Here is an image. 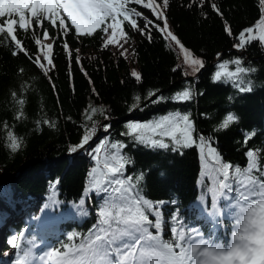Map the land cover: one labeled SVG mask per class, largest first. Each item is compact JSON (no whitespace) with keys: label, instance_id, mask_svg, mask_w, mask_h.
<instances>
[{"label":"trees","instance_id":"obj_1","mask_svg":"<svg viewBox=\"0 0 264 264\" xmlns=\"http://www.w3.org/2000/svg\"><path fill=\"white\" fill-rule=\"evenodd\" d=\"M155 4L167 29L151 9L129 0L126 7L140 13L133 18L143 31L129 28L125 21L129 39L120 40L123 48L105 47L106 34L100 30L92 36L76 34L66 15V35L58 22L54 28L45 20L49 33L45 39L44 29L26 13L32 21L28 30L16 29L22 48L7 36L0 40V264H21L29 249L39 255L51 246L63 251V244L74 246L88 235L105 195L93 188L90 173L95 168L94 175L103 181L104 158L117 142L122 147L116 151L130 161L124 177L142 175L141 195L161 210L164 240L171 239V227L182 225L198 229L204 237L214 234L226 244L230 241L234 221L227 215H208L217 189L208 146L233 166L247 164L249 149L257 150L264 163V42L235 47L240 32L264 15V4L261 0H168L167 7L163 0H155ZM168 31L204 62L199 71L184 63L183 52L166 36ZM49 43L51 64L44 59L46 47H41ZM124 49L127 52L121 55ZM237 59L240 65L231 63ZM224 62H229L224 72L237 67L255 71L243 82L227 76L214 80ZM133 70L140 74L139 81L131 75ZM248 80L252 90L241 92L237 84L247 86ZM184 89L191 91V99H173ZM170 113L189 116L194 143L177 146L163 138L168 148L153 147L135 140L127 127ZM229 113L238 120L218 130ZM93 129L88 143L77 147ZM10 132L21 142L18 150L9 146ZM201 136L208 146L202 147ZM74 147L77 150L71 151ZM217 200L222 210L219 194ZM14 237L19 247H13ZM43 264H49L47 258Z\"/></svg>","mask_w":264,"mask_h":264},{"label":"snow or ice","instance_id":"obj_2","mask_svg":"<svg viewBox=\"0 0 264 264\" xmlns=\"http://www.w3.org/2000/svg\"><path fill=\"white\" fill-rule=\"evenodd\" d=\"M128 2L129 0H0V40L7 36L15 45L22 48L16 29L18 27L21 30H28L32 23L28 16L35 19L36 26L44 29L42 34L45 39L49 38L44 25L45 20L54 28L58 22L60 30L66 35L69 31L65 21L66 15L76 34L92 36L100 30L106 34L103 42L105 47L116 45L123 48L120 40L123 39L124 43H127L129 39L124 30L125 21L128 22L129 28L143 31L138 26L137 20L133 18L140 13L136 12L135 8H127ZM134 2L151 9L158 19L164 20L165 29H167V20L159 10V6L155 4V0H147V3H144V0H134ZM163 2L167 7L168 0ZM261 3L264 4V0H261ZM211 6L216 9L215 4ZM109 19L111 23H106ZM109 30H111L110 34ZM257 31L258 35H254ZM229 34H231L230 30ZM166 36L180 46L184 63L190 65L193 72L203 67L204 62L195 58L175 35L168 31ZM238 40L239 42L235 45L238 48H243L253 41L264 42V15H261L254 26L242 30ZM36 43L41 44L40 39H37ZM64 46L68 47L67 44ZM41 47H46L44 59L51 64L53 44L49 43ZM125 52L127 49H124L121 55ZM76 59L79 58L76 57ZM228 63L224 62L218 67L225 69ZM231 63L240 65L241 61L237 59ZM41 67H43L42 64ZM254 71L255 69L244 67H237L235 71H227L223 74L217 71L214 74V80L218 81L227 76L243 82L244 76ZM131 75L140 80V74L135 70ZM237 87L241 92L252 90L250 80L247 81V86L237 84ZM15 95L13 93V96ZM150 95L153 94L150 93ZM173 99L189 100L191 91L184 89ZM156 102L158 101H153V103ZM18 103L23 105L24 100L20 99ZM237 120L238 117L234 114H227L218 126V130L227 129ZM127 127L135 140L150 143L153 147L168 148L169 145L156 139L149 141L145 130L155 135L168 137L177 146L187 147L195 142L192 136L193 125L187 114H168L154 123L135 122L129 123ZM93 133L94 129L86 133L77 147L82 148L88 143ZM8 137L10 148L13 151L18 150L21 142L11 132ZM249 138L250 136L246 135L245 142ZM200 142L202 147L210 144L202 136ZM121 147L119 142L112 144L113 151L105 156L102 165V169L105 170L102 171L103 181L94 175L95 168L90 173L93 188L105 195L102 197L103 204L98 209L97 223L89 229L88 235L74 246L63 244V251L51 246L43 255H39L29 249L23 253L24 259L21 264H43L45 258L49 264H53V261L54 264H264V163L258 159L256 150L249 149L246 152L247 164L241 168L233 166L231 162H223L216 150L208 146L207 155L213 164L212 170L217 173V189L213 190L209 204L211 211H208V215L212 217L227 215L234 221L231 239L226 244L214 234L204 237L198 229H184L182 225L179 229L171 227V239L164 240L162 213L158 204H154L141 195L140 183L143 176L124 177V169L130 161L116 151ZM76 150L75 147L71 149V151ZM217 194L223 202L222 210L218 209ZM83 203L82 200L81 204ZM203 210L207 211V209ZM83 215L86 216L88 213L84 212ZM174 219L179 222L178 217ZM15 239L14 237L13 247H19L14 243ZM72 239L73 236H68V240Z\"/></svg>","mask_w":264,"mask_h":264},{"label":"rangeland","instance_id":"obj_3","mask_svg":"<svg viewBox=\"0 0 264 264\" xmlns=\"http://www.w3.org/2000/svg\"><path fill=\"white\" fill-rule=\"evenodd\" d=\"M110 32H111V30H109V34H110ZM221 71H226V68L225 69H221ZM170 114H175V113H170ZM165 115H168V114H165ZM165 115H163V116H165ZM163 116H160V117H163ZM159 117V118H160ZM159 118H157V119H155V120H153V121H150V122H147V123H145V124H148V123H154V122H156ZM145 135H146V138L150 141L151 139H155V137L156 136H158L159 137V139H158V141H161V142H163V143H165V139L163 140V138H168V137H164V136H159V135H155V134H152L151 132H149V131H147V130H145ZM162 137V138H161ZM157 140V139H156ZM53 264H54V261H53Z\"/></svg>","mask_w":264,"mask_h":264},{"label":"water","instance_id":"obj_4","mask_svg":"<svg viewBox=\"0 0 264 264\" xmlns=\"http://www.w3.org/2000/svg\"><path fill=\"white\" fill-rule=\"evenodd\" d=\"M217 60H218V58H216V59L213 61V63H216Z\"/></svg>","mask_w":264,"mask_h":264}]
</instances>
